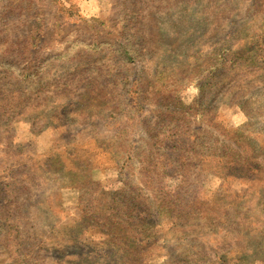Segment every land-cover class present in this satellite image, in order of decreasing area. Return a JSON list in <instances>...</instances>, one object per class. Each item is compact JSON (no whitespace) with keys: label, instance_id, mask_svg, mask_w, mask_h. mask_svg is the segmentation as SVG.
Here are the masks:
<instances>
[{"label":"rangeland","instance_id":"rangeland-1","mask_svg":"<svg viewBox=\"0 0 264 264\" xmlns=\"http://www.w3.org/2000/svg\"><path fill=\"white\" fill-rule=\"evenodd\" d=\"M0 264H264V0H0Z\"/></svg>","mask_w":264,"mask_h":264},{"label":"trees","instance_id":"trees-1","mask_svg":"<svg viewBox=\"0 0 264 264\" xmlns=\"http://www.w3.org/2000/svg\"><path fill=\"white\" fill-rule=\"evenodd\" d=\"M143 184H145L144 181H143ZM123 191L126 193L125 190H123ZM130 193L132 194V193H133V190L130 191ZM123 210H124L125 212H124ZM128 210H129V205H126V204L124 203V204H122V205H119L118 213L121 214V212L123 211V212H124L123 215H126V216H127V214H128ZM127 217H128V216H127Z\"/></svg>","mask_w":264,"mask_h":264}]
</instances>
